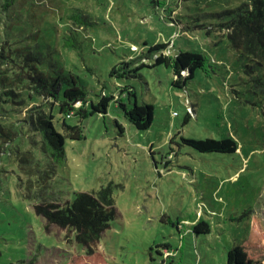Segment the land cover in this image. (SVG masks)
Returning a JSON list of instances; mask_svg holds the SVG:
<instances>
[{"label":"rangeland","instance_id":"rangeland-1","mask_svg":"<svg viewBox=\"0 0 264 264\" xmlns=\"http://www.w3.org/2000/svg\"><path fill=\"white\" fill-rule=\"evenodd\" d=\"M242 1L39 0L49 3L46 17L56 28L67 16L64 9L79 8L90 16V26L74 24L85 34L79 38L81 52L65 50L68 57H62L90 91L113 90L110 67L155 42H167L162 52L171 58L185 49L207 58L187 90L171 85L174 73L163 65L120 80L135 89L139 101L153 106L148 129H136L111 103L107 114L81 120L80 139L65 140V162L56 168L51 189L64 202L74 191L111 186L117 215L90 246L108 262L225 264L227 250L246 236L251 216L264 226V94L248 87V62L237 57L225 28L215 25L226 17L215 13ZM32 104L3 105L13 108L8 120L14 123ZM186 111L191 117L183 123ZM68 121L76 123L78 116ZM17 122L23 140L0 154V264H66L71 257L81 262L89 248L72 232H47L34 211L43 190L18 166L16 148L32 149L35 156L41 152L30 141L34 134L27 121ZM180 135L232 136L238 150L199 152L182 144ZM199 219L209 224V233L192 232Z\"/></svg>","mask_w":264,"mask_h":264},{"label":"trees","instance_id":"trees-1","mask_svg":"<svg viewBox=\"0 0 264 264\" xmlns=\"http://www.w3.org/2000/svg\"><path fill=\"white\" fill-rule=\"evenodd\" d=\"M47 2L0 0V154L10 151V145L23 138L22 127L17 121H27L34 134L30 141L40 147L41 153L35 156L32 149L20 151L16 148V160L31 176V184V178L41 184L44 195L33 204L34 211L42 218L47 232L51 228L72 232L77 242L89 248L81 262L76 263L71 257L66 264H120L108 262L90 247L117 215L111 186H100L95 191H74L72 199L64 202L51 189L56 168L65 162V140L80 139L81 120L95 113L107 114L111 103L136 129H148L154 118L153 106L139 101L135 89L120 80L140 76L144 67L163 65L174 73L171 85L187 90V82L195 73L205 70L207 58L199 50L189 49L179 50L171 58L162 52L167 42H155L142 54L110 67L109 75L116 78L113 90L107 91L102 86L99 91H90L83 77L66 69L62 62L63 56L68 57L65 50L81 52L79 38L85 34L74 24L84 28L90 26V16L79 8H71L70 12L64 9L67 16L61 18L62 25L56 28L52 19L46 17ZM215 15H226L215 25L225 28L227 41L237 57L248 62L244 65V72L249 75L248 87L264 94V0H243ZM13 88H20L19 92H14ZM24 89L25 95L21 92ZM15 93L19 100L13 99ZM27 100L33 104L24 118L14 123L9 121L13 108L3 104ZM75 115L78 121L70 123L68 119ZM190 117L186 111L183 123ZM115 123L123 132V125ZM180 141L199 152L235 153L238 150L232 136L195 138L180 135ZM209 231L205 220L199 219L193 224L195 234ZM225 264H264V226L254 216L249 219L246 236L227 250Z\"/></svg>","mask_w":264,"mask_h":264}]
</instances>
